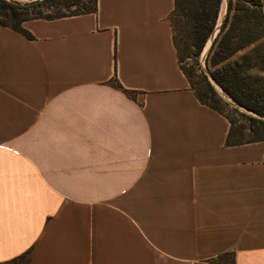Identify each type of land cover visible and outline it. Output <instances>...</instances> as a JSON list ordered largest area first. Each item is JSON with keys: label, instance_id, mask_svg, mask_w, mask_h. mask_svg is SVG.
Segmentation results:
<instances>
[{"label": "crops", "instance_id": "crops-1", "mask_svg": "<svg viewBox=\"0 0 264 264\" xmlns=\"http://www.w3.org/2000/svg\"><path fill=\"white\" fill-rule=\"evenodd\" d=\"M173 7L96 0L24 21L30 39L0 26V264H264V140L226 145Z\"/></svg>", "mask_w": 264, "mask_h": 264}, {"label": "trees", "instance_id": "trees-1", "mask_svg": "<svg viewBox=\"0 0 264 264\" xmlns=\"http://www.w3.org/2000/svg\"><path fill=\"white\" fill-rule=\"evenodd\" d=\"M77 2V0H34L27 2L0 0V26L15 30L30 39L32 35L22 27L24 21L33 18L54 19L66 15L95 11L96 9V0H87V4L83 8L78 7L65 12L60 11V8H68L72 4H77ZM221 5L222 0H174V7L169 17L180 18V27L189 41L194 56L199 55L205 42L214 32ZM44 7L56 8V11L50 14H43L41 8ZM169 21L172 30L173 27L179 26L177 24L174 25L171 20ZM260 22L264 25V7L261 6L259 0H228L226 12L213 39L207 63L210 67L211 78L227 96L243 108L264 117V96L259 94L245 80L240 58L233 59L234 54L238 50L254 44L264 36V27L260 30L258 29ZM172 40L179 62V49L173 35ZM256 50L257 46L251 48L250 52H255ZM247 57L248 54L245 53L241 59H247ZM181 70L185 74L196 98L202 104L220 112L213 101L222 100L209 80L204 75L201 76V88L196 89L187 72L182 68ZM116 85L119 86L117 82ZM127 93L131 95L132 92L127 91ZM232 111L240 116L245 123L236 126L231 116L224 115L230 123L225 140L226 145L264 140L263 119L245 115L234 108ZM242 130H247L252 137L248 139L242 138ZM226 257L228 258L224 261L223 259ZM18 259L20 258L12 259L9 264H16ZM213 261L218 264H234L233 252H224Z\"/></svg>", "mask_w": 264, "mask_h": 264}, {"label": "rangeland", "instance_id": "rangeland-1", "mask_svg": "<svg viewBox=\"0 0 264 264\" xmlns=\"http://www.w3.org/2000/svg\"><path fill=\"white\" fill-rule=\"evenodd\" d=\"M19 1H27V0H19ZM77 1H78L77 4H72L68 8H60V11L61 12L71 11L78 7L83 8L87 4V0H77ZM227 1L228 0H222L221 11L217 24L221 22ZM259 3L261 4V6L264 7V0H259ZM41 9L43 14H50L56 11L55 10L56 8L44 7ZM169 20L174 22V25L176 24L179 25L173 27L172 30L173 33L172 35L179 49V54H180L179 65L190 76V79H192V83L194 84V87L196 89L201 88V83H202L201 76L204 75L209 80V82L212 83L214 90L222 100V101L214 100L213 102L215 103V106L219 109V111L223 115L231 116L235 121L236 126L243 125L245 122L243 121V119L240 118V116L233 113L232 111L233 108L237 109L240 113H243L245 115L257 117V115H255L254 113L240 107L233 99L227 96L219 86H217L210 80V67L209 64L207 63L208 60L207 58L212 46L213 39L215 37L214 38L209 37L205 42L199 55L194 56L189 41L185 36L184 32L182 31V28L180 27L181 26L180 18H177L175 16H170ZM263 27H264L263 23L260 22L258 29L260 30ZM256 46H257V50L255 52H250L251 48ZM245 53L248 54L247 59H241L242 55ZM237 58H240V64L242 65L243 76L245 80L251 86H253L254 89H256L259 94L264 96V36L261 37L254 44H250L249 46L241 50H238L233 56V59H237ZM112 84L116 85V82L112 80ZM259 118L264 120V117H259ZM251 137L252 135H250L247 132V130H242V138L248 139ZM227 258L228 257L224 258L223 260L225 261V259Z\"/></svg>", "mask_w": 264, "mask_h": 264}, {"label": "water", "instance_id": "water-1", "mask_svg": "<svg viewBox=\"0 0 264 264\" xmlns=\"http://www.w3.org/2000/svg\"><path fill=\"white\" fill-rule=\"evenodd\" d=\"M14 1H19V0H14ZM27 1H34V0H27ZM27 1H21V2H27ZM226 8H227V2H226V5H225V10H224V14H225V12H226ZM221 23V22H220ZM220 23L219 24H217L216 25V27H215V30H214V32L212 33V35L210 36V37H212V38H214L215 37V35L217 34V32H218V29H219V25H220ZM210 80L213 82V83H215L217 86H219L212 78H211V76H210ZM212 84V83H211ZM220 87V86H219ZM240 106V105H239ZM240 107H242V106H240ZM243 108V107H242ZM245 109V108H244ZM245 110H247V109H245ZM247 111H249V110H247ZM250 112H252V111H250ZM252 113H254V112H252ZM255 114V113H254ZM255 115H257V114H255ZM257 117L259 118V117H263V116H259V115H257Z\"/></svg>", "mask_w": 264, "mask_h": 264}, {"label": "bare ground", "instance_id": "bare-ground-1", "mask_svg": "<svg viewBox=\"0 0 264 264\" xmlns=\"http://www.w3.org/2000/svg\"><path fill=\"white\" fill-rule=\"evenodd\" d=\"M215 84V83H214Z\"/></svg>", "mask_w": 264, "mask_h": 264}]
</instances>
